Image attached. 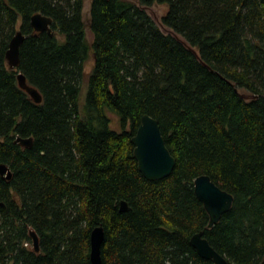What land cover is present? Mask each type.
<instances>
[{
    "label": "trees",
    "instance_id": "16d2710c",
    "mask_svg": "<svg viewBox=\"0 0 264 264\" xmlns=\"http://www.w3.org/2000/svg\"><path fill=\"white\" fill-rule=\"evenodd\" d=\"M84 1L0 0V264H90L100 224L102 264H211L190 244L200 230L229 264H264V0H89L87 15ZM162 3L167 31L147 12ZM144 114L175 159L164 178L133 155ZM201 174L233 196L210 228Z\"/></svg>",
    "mask_w": 264,
    "mask_h": 264
},
{
    "label": "water",
    "instance_id": "95a60500",
    "mask_svg": "<svg viewBox=\"0 0 264 264\" xmlns=\"http://www.w3.org/2000/svg\"><path fill=\"white\" fill-rule=\"evenodd\" d=\"M30 22L35 31H47L49 34H53L50 17L36 13L31 17ZM23 39L24 35L20 31H17L10 40L6 59L9 66L13 69L19 64V48ZM17 81L18 85L26 90L34 102H41L42 98L39 91L27 83L24 74L18 73ZM14 141L24 147L32 144L31 137L22 138L16 136ZM131 142L134 145L133 155L138 169L144 177L151 180L160 179L171 173L175 159L166 147L160 126L155 118L144 114L140 119L135 134L131 137ZM0 175L3 179L11 177V171L5 164H0ZM193 187L195 195L203 203L209 215L206 228H210L231 208L233 196L214 183L207 174L197 176L194 179ZM128 208L129 206L126 201L121 200L119 202L120 211H127ZM30 236L34 251H38L37 235L34 231H31ZM103 240L104 227L100 224L95 226L90 232V264H102L101 245ZM190 244L201 257L210 260L211 264H229L226 258L210 245L202 230L191 236Z\"/></svg>",
    "mask_w": 264,
    "mask_h": 264
},
{
    "label": "rangeland",
    "instance_id": "374dc122",
    "mask_svg": "<svg viewBox=\"0 0 264 264\" xmlns=\"http://www.w3.org/2000/svg\"><path fill=\"white\" fill-rule=\"evenodd\" d=\"M134 2H136V0H132ZM88 7H89V0H85L84 1V8H83V11H84V15H87V10H88ZM168 9V6L166 3H162V4H153L149 7H147V12L148 14L156 21V23L160 26V28L163 30V31H167V29L161 25V17L166 13ZM87 37L90 38L91 37V34L89 32V30L87 29ZM91 63H92V60H89L88 63H87V70H90L91 68ZM109 116L112 118V123H111V126L113 128H117V117L116 115L112 114V113H108Z\"/></svg>",
    "mask_w": 264,
    "mask_h": 264
}]
</instances>
